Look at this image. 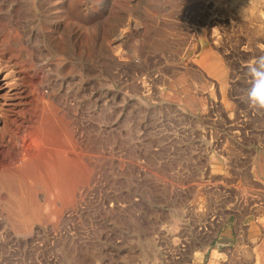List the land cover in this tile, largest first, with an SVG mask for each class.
Returning a JSON list of instances; mask_svg holds the SVG:
<instances>
[{
  "label": "rangeland",
  "instance_id": "1",
  "mask_svg": "<svg viewBox=\"0 0 264 264\" xmlns=\"http://www.w3.org/2000/svg\"><path fill=\"white\" fill-rule=\"evenodd\" d=\"M242 1L0 0V264H264Z\"/></svg>",
  "mask_w": 264,
  "mask_h": 264
},
{
  "label": "clouds",
  "instance_id": "2",
  "mask_svg": "<svg viewBox=\"0 0 264 264\" xmlns=\"http://www.w3.org/2000/svg\"><path fill=\"white\" fill-rule=\"evenodd\" d=\"M264 65L261 68L250 66L249 71L253 75V86L248 92L251 104L264 107Z\"/></svg>",
  "mask_w": 264,
  "mask_h": 264
},
{
  "label": "bare ground",
  "instance_id": "3",
  "mask_svg": "<svg viewBox=\"0 0 264 264\" xmlns=\"http://www.w3.org/2000/svg\"><path fill=\"white\" fill-rule=\"evenodd\" d=\"M238 1V0H237ZM240 1V0H239ZM252 1V0H251ZM241 2H243L241 0ZM245 2V1H244ZM242 5V3H241ZM12 79V78H11ZM10 77H9V74L3 69V68H0V90H5L7 89L6 91H9L11 89V85L13 84L12 81H11ZM4 92V91H3ZM1 94V93H0ZM5 95V94H4ZM4 95L2 93V95H0V100H4L2 98H4ZM7 96V95H6ZM3 103V102H2ZM259 169V167H258ZM257 170V169H256ZM264 172V171H263ZM260 255V254H259ZM261 256H263L262 252H261ZM255 260V259H254ZM264 261V260H262ZM261 261V262H262Z\"/></svg>",
  "mask_w": 264,
  "mask_h": 264
}]
</instances>
